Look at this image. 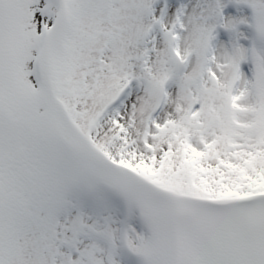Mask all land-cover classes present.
<instances>
[{"label": "snow or ice", "instance_id": "1", "mask_svg": "<svg viewBox=\"0 0 264 264\" xmlns=\"http://www.w3.org/2000/svg\"><path fill=\"white\" fill-rule=\"evenodd\" d=\"M0 264H264V0H0Z\"/></svg>", "mask_w": 264, "mask_h": 264}]
</instances>
